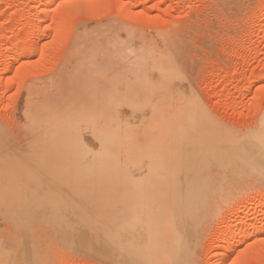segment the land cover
<instances>
[{
  "label": "rangeland",
  "instance_id": "obj_1",
  "mask_svg": "<svg viewBox=\"0 0 264 264\" xmlns=\"http://www.w3.org/2000/svg\"><path fill=\"white\" fill-rule=\"evenodd\" d=\"M164 38L171 52L166 54L167 60L173 59L183 87L200 102L207 116V121L196 122L199 128L212 120L216 127L244 134L261 125L264 0H0V133L7 138V142L0 140V152L31 151L33 143L24 123L28 108L41 115L44 122L82 101L93 109L102 108L107 99L122 90L131 91L124 92L132 95H125L127 99L139 96L141 101L145 85L141 84L143 79L133 80V76L139 68L148 66L138 63V59L149 47L147 44L152 42L151 46L158 39L161 43ZM148 53H152L150 58L159 57V51L157 55L146 51L147 57ZM43 140L38 141L41 146L47 144ZM184 143H174V154L161 162L158 184L150 189L146 203H138L140 217L131 209L132 204L126 207L128 214L121 211L120 202L113 206L102 204L101 199L110 190L107 185H77V180H72L73 173L66 169L44 173L0 171V249L8 246L11 254L6 264H124L121 261L126 256L115 255L109 241L98 242L94 250L89 236L103 228L111 234L114 227L121 232L136 227V240L170 242L169 235L183 229L166 195L174 188L173 171L187 166L184 158L179 162L176 156ZM199 157L206 161L207 152ZM261 180L255 175L239 186L241 193L228 189L229 193L214 194L208 204L201 205V220H193L199 236L185 240L191 252L186 264H217L225 253L228 257L222 264H264ZM29 188L42 191L30 200L25 195ZM228 209L235 212L230 222L223 220ZM47 214L73 223V232L79 236H63L58 243L42 239ZM231 223L238 225L237 229L232 230ZM24 224L38 235L20 245L14 240ZM239 233L240 242L234 239ZM222 238L227 239L225 243H221ZM131 255L136 253L132 250L125 264Z\"/></svg>",
  "mask_w": 264,
  "mask_h": 264
},
{
  "label": "bare ground",
  "instance_id": "obj_2",
  "mask_svg": "<svg viewBox=\"0 0 264 264\" xmlns=\"http://www.w3.org/2000/svg\"><path fill=\"white\" fill-rule=\"evenodd\" d=\"M122 1L119 0V2ZM158 40L157 43L154 40L151 46L158 45L160 39ZM162 40L159 45L164 42L162 44L164 46L167 40L165 38ZM148 41L146 43H149ZM150 43L147 44L148 48L145 47L147 48L145 55L146 51H153L155 55L159 51V53L163 52V57L161 53H158L159 57L152 58L151 56L150 58L152 53H148V58L143 52L141 55L145 58L140 55L142 60L138 59V55L136 56L140 60L138 63L142 62L148 66L147 68L149 66L151 68H139L138 73L134 74L135 77L133 76V80L142 82L143 79L141 84L145 85L143 91H146L142 92L145 97L141 98V101L139 96L136 99L135 95L136 100L127 99L128 96L125 95L129 94L125 93L131 91L122 90L124 95L121 92V96H118L120 93L114 94L116 96H113V99H107L104 106L100 107L101 109H93V106L84 105L82 101L52 118L45 117L44 122L41 120V115L39 116L28 106L29 111L26 112L28 114L25 112L23 114L27 115L24 123L28 127L29 139L33 143L32 149L28 154L10 153L9 149L1 151L0 171L11 173L16 170H31V172L44 173L54 168L66 169L73 173L72 180H77L74 182L77 185L85 182H93L96 186L107 185L106 188L110 190L101 199L102 204L113 206L120 202L123 204L121 211L127 214L128 208L126 207L132 204L131 209L137 217H140L142 209L138 203H146L150 189L158 184L156 178L163 166L161 162L166 159L167 155L174 154L171 152L174 143L185 142L184 145H186L178 150L176 156L179 162L184 158V165L187 164V166L178 168L176 172L173 171L174 188H171V192L168 191L166 195L177 223L183 229L169 235L168 241L170 242L167 244L165 241H154V239L140 240L137 238L136 240V227L129 228L126 232H121L114 227L111 234L107 232L109 231L107 228H103L98 231V234L94 232L89 239H93L91 243H93L94 250L96 246L98 247V242L102 240L111 242L110 244L115 248V255L121 254L128 257L133 250L136 255H131L126 264H186V262L189 263L191 252L185 240L199 234L193 227V220L195 219L196 222L201 220L203 215L201 205L208 204L212 195H218L221 192L225 194L228 189H235L241 193L242 189L239 186L245 181L252 180L255 175H259L262 179L260 190L263 192L264 114L261 125L244 134H236L227 128L216 127L212 120L202 123V128H199L196 122L207 121V116L200 102L198 103L195 96L193 97L192 93L183 87L184 82L180 78L182 75L173 65L174 61L171 56L168 58L172 59V62L167 60L166 54L171 55L169 43L167 42L168 44L164 47L158 45L159 47L155 46V48L151 47ZM145 45L144 43L143 46ZM144 59H149V63H146ZM157 91L158 95L153 97ZM129 96L132 97V95ZM163 96L166 97L161 99L166 101L161 100V102L158 98ZM42 138L47 142L45 146L38 143ZM6 139L1 132L0 140ZM46 151L50 152L44 154ZM204 152H207L208 158L203 162L199 155ZM231 162L234 163L231 164ZM166 174L164 173L163 176ZM237 180L242 181L239 183ZM34 191L37 192L34 194ZM39 191L42 190L33 188L30 191L29 188V191L25 193L26 198L32 200L33 195L39 194ZM233 214L235 215V212L228 209L223 220L229 221ZM44 219L47 225L43 236L41 235L42 239L50 238L52 242H56L63 236L69 239L79 236L73 232V223L63 222L49 214ZM232 223V226H228H231L232 230L237 229L238 225ZM220 225L221 222L214 228L215 232ZM86 227L89 228V225ZM18 229L14 241L20 245L26 244L25 241L31 237L36 238L38 235L36 232L33 235L31 227L26 224ZM104 233L109 234L106 239L101 238L105 237ZM240 233L234 235L235 238L233 237L239 242L241 241ZM221 240V243H225L227 239L222 238ZM139 244L141 246L135 250L134 248ZM230 244L233 245V242ZM10 257L8 246L0 249V264H6ZM227 257V253L223 254L217 264H222ZM125 258L121 261L124 264Z\"/></svg>",
  "mask_w": 264,
  "mask_h": 264
}]
</instances>
